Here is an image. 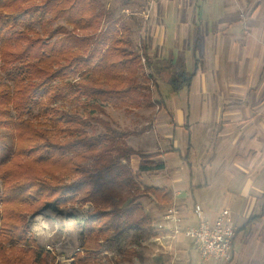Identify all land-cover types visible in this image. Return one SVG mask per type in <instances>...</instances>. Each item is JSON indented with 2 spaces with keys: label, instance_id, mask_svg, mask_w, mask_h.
Here are the masks:
<instances>
[{
  "label": "trees",
  "instance_id": "obj_1",
  "mask_svg": "<svg viewBox=\"0 0 264 264\" xmlns=\"http://www.w3.org/2000/svg\"><path fill=\"white\" fill-rule=\"evenodd\" d=\"M57 20L65 24L52 27ZM112 20L96 0H0V144L3 128L14 132L0 158V264H48L50 254L30 225L49 208L63 213L91 203L80 247L95 255L131 232L136 243L154 234L141 197L150 196L159 208L172 206L171 190L139 180L144 172L165 169V161L155 160L160 153L135 149L125 139L139 131L119 130L96 115L107 112L106 103L123 109L162 103L139 74L146 67L145 76L156 84L164 68L155 74L146 42L132 49L129 29L119 30ZM194 75L173 72L172 92L190 86ZM82 99L85 114L60 106ZM96 123L105 131L90 133ZM133 156L140 159L136 171ZM153 262L161 264L162 257Z\"/></svg>",
  "mask_w": 264,
  "mask_h": 264
},
{
  "label": "crops",
  "instance_id": "obj_2",
  "mask_svg": "<svg viewBox=\"0 0 264 264\" xmlns=\"http://www.w3.org/2000/svg\"><path fill=\"white\" fill-rule=\"evenodd\" d=\"M190 1L181 0L180 3L183 2L184 5L183 9H180V16L183 13L188 17L197 16L198 10L202 8L198 3L202 1L193 0V4H190ZM263 1L254 8L250 15L261 19L260 25L256 29L258 32L257 45L246 44L243 49L242 28H239L237 20H234L236 15L231 17V21L221 23L214 29V36L218 41L215 47H209V45L205 47L202 44V41L207 36L209 37V32L204 37L197 36L198 43L194 47L193 57L189 58L195 75L191 85L188 86L187 101H182L178 105L172 98L173 108H170L165 102L160 106L148 108L150 111L148 113H153V124L147 122L144 125L149 126L147 129L137 130L138 133L129 136V139H136L137 144L143 145L140 149L135 146V143L133 145L129 142L135 149L145 153L158 152L160 154L155 156V160L165 161V169L148 172L155 174L156 178L158 177L160 182L158 187H164L173 192L172 205L179 209L184 226L197 225L198 219L194 213L195 204L202 206L205 218L210 224H214L218 220L223 210L230 211L224 218L225 222L239 224L233 242L230 264H236L240 258L241 264H252L255 261H262L264 257V229L259 228V225L261 227L264 224V78L258 81L256 91L251 94V97L256 98L257 102L250 105L247 101L249 76L251 75L250 78L253 79L254 75L259 73V77H264ZM195 2L197 3L195 4ZM178 7L176 8L178 9ZM238 30L242 33L240 36H238ZM149 32L151 33L153 30L150 29ZM198 34L199 30H197ZM165 35V29L158 27L155 35L149 38V41L146 40V44L150 48V58L153 56L154 50H158L156 57L151 58L153 65L159 63L160 55L158 53L165 44ZM239 47L241 53H244L242 57H236L240 54ZM250 48L252 49L250 50ZM253 48L257 50L254 54L252 53ZM227 49L230 52L224 64L232 65L231 70L226 69L231 74L228 79L224 69L227 65L222 64L223 52ZM197 50H199V57ZM181 59L180 56V69L188 71L183 67L185 64ZM235 62H239V64L235 66ZM163 64L165 63L163 62ZM234 71L241 76V83H233L232 74L235 73ZM220 80H225L227 84L222 86ZM236 86H240V89ZM163 109L167 111L162 112ZM143 111L147 113L146 109ZM158 122H163V127H159L160 123ZM216 127L220 128V132L216 134L218 139L213 144L212 151L208 153L205 162L194 166L195 163H192L191 160L197 157V152H191L192 141L195 139L192 136V129H205L211 133ZM161 138L172 140L171 147L158 146ZM179 155L180 166H175L176 169L170 168V162H179ZM139 160L138 157L134 162L137 166L134 167L135 171L138 169ZM142 177L144 174L140 176V182L146 185L142 182ZM232 184L234 189L231 202L229 205H225L222 210H217L214 205L215 198L218 197V200L221 195L216 197L214 195L221 192L226 193ZM149 202V206H145V203L142 204L153 221L155 227L153 236L169 234L170 225L163 219V214L168 207L159 208L154 201L149 200ZM160 224L164 225V228L159 227ZM240 232H243V236L240 238L239 250H236V240L240 236ZM160 244V252L166 254L159 256L166 259L167 262L164 259V264H219L213 259L203 260L192 246L191 241L182 234L178 235L174 242L163 240ZM193 254L198 257L197 262L194 260Z\"/></svg>",
  "mask_w": 264,
  "mask_h": 264
},
{
  "label": "rangeland",
  "instance_id": "obj_3",
  "mask_svg": "<svg viewBox=\"0 0 264 264\" xmlns=\"http://www.w3.org/2000/svg\"><path fill=\"white\" fill-rule=\"evenodd\" d=\"M201 1L202 2L199 1L198 5L202 6V8L198 10L197 16L188 17L185 13L180 16V9H183L184 5L183 2L180 3L181 0H96V4L99 8L110 10L112 12L113 20L111 22H114L116 28L119 30L129 29V35L132 40V49H139L142 40L145 42L146 40L149 41V38H152V36L155 35L158 27H163V29H165L166 41L158 53L160 55V57H158V62L160 64H154L153 71L155 74H158V69L159 72L162 68L164 69L163 71L161 70L160 75H156L157 80L156 84H154L151 82L150 78L145 76L146 74L148 75L149 69L144 67L139 74V81L148 85L152 94H154L153 96H155L156 99L158 98V100H161L162 103L165 102L170 108H173L172 98L178 105H180V102L182 101H187L188 87L185 86L179 92H172V84L169 79L173 75V72L178 69L180 70V56L182 57V62L185 64L183 67L188 69V71L193 70L192 64L189 63V58L191 57L192 59L193 57L195 51L194 47L198 43L196 39L197 36L201 38L209 32V37L206 35V39L202 41L203 43H201L205 45V47L208 45L209 47H215V44H217L218 41L215 39L213 32L214 29L221 23L231 21V17L236 15L234 20H237L236 23L238 24V27L242 28L241 31L243 33V40L241 42L244 43L243 49H245L246 44L249 45L252 43L253 45H257L258 32L256 29L260 25L261 19L250 15L254 8L258 7L263 0ZM191 3L193 4V0L190 1V4ZM196 3L197 2H195V4ZM177 6H179L178 9L176 8ZM63 24H65L64 20H57L52 22L50 25L52 27H57ZM37 27L40 28L39 25H37ZM103 29H105V26ZM150 29L151 31L153 30V32L150 33ZM197 30H199L198 35ZM242 33L239 31L238 36ZM185 45L187 46L186 48L184 47ZM251 49L252 48H250V50ZM157 51L158 50L156 49L154 50L151 58L156 57L155 55ZM197 51L199 57V50ZM256 51L257 50L253 48L252 53L254 54ZM229 52V49H227V51L224 50L223 52V65H227L224 64V62ZM239 53L240 54L236 57L244 56V53H241L240 47ZM171 59L174 60L173 64L170 63ZM144 61L145 59H143V62ZM163 62L165 64H163ZM238 64L239 62H235V66ZM224 69L225 71L226 69L231 70L232 65H227ZM260 69H262V64L259 70ZM78 73L79 72H76L73 78H77L79 76ZM222 76L223 70L220 72V77L222 78ZM226 77L227 79L231 77L229 71H226ZM232 77L233 83H241L242 79L238 73H233ZM250 77L251 75L249 76V97L247 101L250 105H253L257 102V99L253 98V96L251 97V94L256 91L258 81H260V79L262 80L264 77H259V73L254 75L253 79ZM226 81L220 80L222 86L227 84ZM245 81L246 80H244V82ZM236 87L240 89V86ZM162 103H160V105H162ZM104 105L107 112L103 115L96 113V115L105 118L111 125L119 130H142L143 126L146 125L147 122L153 124V113L149 114L148 112L150 111L148 108H137L139 109L137 111V109L116 108L108 103ZM60 106L66 112L72 114H85L89 110L84 99H82L79 103ZM143 109H146L147 113L146 111H143ZM166 111V109L162 110V112ZM158 123H160L159 127H163V122ZM105 128L106 127L104 125L96 123L93 129L89 128V132L97 135L104 132ZM217 132H220L219 127L214 128L211 133L210 131H205V129H192V136L195 139L192 141L191 148L193 149L191 152H197V157L191 160L192 163H195L194 166H199L201 163L205 162V158L208 156V153L212 151L214 147L213 144L218 139L216 136ZM2 133L5 141L0 144V158L5 155L14 140V132L12 130L3 128ZM129 138L130 137L128 136L125 139L128 144L131 142L133 145L136 144V147H140V149L143 147L141 143L137 144L136 139L131 140ZM171 142L172 140L161 138L158 146L163 148L171 147ZM133 145L131 146L133 147ZM137 158V156H133L131 158V167L133 170H135L134 167H137L136 163H134ZM178 158L179 162H170V168L174 167V169H176L175 166H180V155ZM142 174H144V177H142L141 180L147 186L160 185L158 177L156 178L154 176L155 174L151 172H144ZM233 187L234 186L232 184L229 186L230 190H226V193L221 192L214 195V197L221 195L218 200V197L215 198L216 202L214 205L217 210L220 211L225 205H229L233 197ZM202 189L205 190L204 187H202ZM149 200H151L150 196H143L141 198V201L142 203H145V206H149L151 202H149ZM91 210L92 206L90 202L76 203L70 207H66L63 213H58L53 208H49L44 212L34 215L32 218L30 217V233L35 235L40 246H42L45 251L49 252L50 255L48 258V264H154L153 258H159L160 254L162 256L166 255L160 252L161 245L158 241L153 239V235L149 238H144L141 240V243H136V235H134V232L124 236L119 245L113 249H108L101 254H85L80 247V231L82 221L84 220L86 214ZM237 225L239 224L237 223ZM259 228L264 229V224H262L261 227L259 225ZM242 236L243 232H240V236L236 240V250H239L238 245ZM78 256L85 258V260H78ZM193 258L196 262L199 260L195 254H193ZM164 259L165 258L162 257L161 264H164ZM231 261L226 264H230ZM165 262H167L166 259ZM236 264H241V258L236 262ZM252 264H264V257L262 261H255L252 262Z\"/></svg>",
  "mask_w": 264,
  "mask_h": 264
},
{
  "label": "built area",
  "instance_id": "obj_4",
  "mask_svg": "<svg viewBox=\"0 0 264 264\" xmlns=\"http://www.w3.org/2000/svg\"><path fill=\"white\" fill-rule=\"evenodd\" d=\"M229 212L228 209L223 210L218 220L210 224L205 218L202 206L195 204L194 213L198 223L184 226L179 209L172 205L163 214L164 221L170 225V233L162 236L154 235L153 239L159 244L163 240L171 243L182 234L191 241L203 260L213 259L219 264L229 263L232 260L233 242L238 230L236 224L225 222L224 218ZM159 227L164 228V225L160 224Z\"/></svg>",
  "mask_w": 264,
  "mask_h": 264
}]
</instances>
